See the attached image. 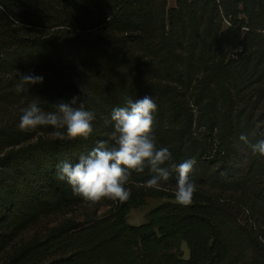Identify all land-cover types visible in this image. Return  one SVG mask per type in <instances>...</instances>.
<instances>
[{
	"label": "trees",
	"instance_id": "trees-1",
	"mask_svg": "<svg viewBox=\"0 0 264 264\" xmlns=\"http://www.w3.org/2000/svg\"><path fill=\"white\" fill-rule=\"evenodd\" d=\"M18 71L43 83L17 93ZM145 95L158 146L196 161L193 202L130 225L146 198L175 201L177 174L150 189L146 168L107 216L22 238L85 203L57 165L106 140L113 109ZM74 96L96 115L87 140L19 128L31 102L53 111ZM262 132L264 0H0V264H264V156L250 148ZM181 243L187 259L172 252Z\"/></svg>",
	"mask_w": 264,
	"mask_h": 264
},
{
	"label": "clouds",
	"instance_id": "clouds-1",
	"mask_svg": "<svg viewBox=\"0 0 264 264\" xmlns=\"http://www.w3.org/2000/svg\"><path fill=\"white\" fill-rule=\"evenodd\" d=\"M17 93L25 90V85L43 83V76L34 73H20ZM53 111L43 110L33 101L21 109L19 128L32 130L39 126H52L58 139L75 141L87 140L94 131V112L86 110L85 102L74 96L71 101L53 104ZM157 104L151 96L128 99L126 106L116 107L111 112L112 131L106 140H98L88 153L81 154L75 164L62 161L57 165L56 178L66 182L74 196L85 202L97 204L102 200L125 202L130 197L126 187L132 173H143L148 168L153 175L145 182L150 189L159 190L162 182L169 181L172 173L177 174L175 203L189 206L196 192L195 182L190 174L196 164L195 159H187L179 164L172 163V153L166 146H158L153 133L154 113ZM264 137V132L261 133ZM240 140L248 143L243 134ZM253 155L264 156V138L250 144Z\"/></svg>",
	"mask_w": 264,
	"mask_h": 264
},
{
	"label": "rangeland",
	"instance_id": "rangeland-1",
	"mask_svg": "<svg viewBox=\"0 0 264 264\" xmlns=\"http://www.w3.org/2000/svg\"><path fill=\"white\" fill-rule=\"evenodd\" d=\"M169 8H176V0H169ZM126 187L133 188L137 187V185L134 183H128ZM172 192L174 193L175 190H172ZM115 202L107 199L102 200L101 202L94 205L89 202H85L72 210L55 214L49 218L43 219L38 227L24 233L22 238L29 239L35 234L36 231L44 232L67 220H74L77 223L86 224L90 221L103 218L109 214L113 203ZM170 202L175 201L170 199L148 197L145 199L143 206L131 210L127 217V222L133 226L143 225L148 222V216L151 211ZM172 252L183 256L185 259L189 257V250L185 243H181L175 247Z\"/></svg>",
	"mask_w": 264,
	"mask_h": 264
}]
</instances>
